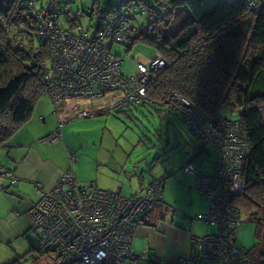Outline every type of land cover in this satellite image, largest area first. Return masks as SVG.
<instances>
[{"label": "built area", "instance_id": "1", "mask_svg": "<svg viewBox=\"0 0 264 264\" xmlns=\"http://www.w3.org/2000/svg\"><path fill=\"white\" fill-rule=\"evenodd\" d=\"M84 12H71L67 2L21 0L20 8L32 16V28L18 24L7 29V41L28 50L38 42L46 52L40 63L43 93L49 98L58 122L48 141L61 139V130L72 119L96 117L104 111L107 117L130 104L148 102L146 86L150 76L165 66L160 52L149 58H136L135 72H120L122 59L112 53L114 44H123L130 36L146 30L136 23L131 3L137 0H97ZM153 5L158 0H141ZM248 9L259 13L264 0H244ZM105 8L104 12L97 9ZM149 7L141 4V16H149ZM67 12L68 19L59 16ZM93 14L83 28L80 18ZM26 47V48H25ZM117 92V99L110 97ZM171 103L176 117L191 132L196 143L183 152L177 170L194 176L192 189L206 197V209L197 218L215 228L213 233L189 235L188 253L176 259H161L147 249L134 251L132 238L145 214L162 201L164 178L145 185L140 194L127 196L121 187L105 190L93 181L80 182L72 166L64 171L48 190L38 189V199L27 209L31 234H37L34 252L52 256V264H253L243 248L236 246L234 236L244 222V212L234 202L243 190L242 172L247 156V141L242 131L240 109L234 113L219 112L207 116L195 104L177 92ZM108 97L103 110H78L72 118L66 100L95 101ZM63 117V119H60ZM210 148L219 154L210 174L193 165L200 153ZM175 169L169 174L172 175ZM0 175L7 173L0 167ZM10 183L16 177H8ZM4 185H0V190Z\"/></svg>", "mask_w": 264, "mask_h": 264}, {"label": "trees", "instance_id": "2", "mask_svg": "<svg viewBox=\"0 0 264 264\" xmlns=\"http://www.w3.org/2000/svg\"><path fill=\"white\" fill-rule=\"evenodd\" d=\"M20 1L0 0V146L31 118L44 95L39 67L47 57L44 48L13 47L5 35L9 24L32 22L18 8ZM55 1L67 2L71 12L99 7L97 0L83 8H72V0ZM141 4L149 7L148 17L140 15ZM134 5L135 21L146 30L127 40L153 47L165 60L150 76L148 102L140 106L176 116L171 103L177 92L210 117L239 108L247 156L243 190L233 202L264 227V7L254 13L244 0H158L153 5L137 0ZM68 17L64 12L59 19ZM31 244L34 251L36 240ZM252 250L245 251L253 264H264V250Z\"/></svg>", "mask_w": 264, "mask_h": 264}, {"label": "crops", "instance_id": "3", "mask_svg": "<svg viewBox=\"0 0 264 264\" xmlns=\"http://www.w3.org/2000/svg\"><path fill=\"white\" fill-rule=\"evenodd\" d=\"M64 103L69 105L68 112H73L81 101L76 103L66 100ZM57 122L58 116L44 94L31 118L0 146V167L7 173L6 177L0 175V185H4V189L0 190V246L11 245L18 238L31 234V219L27 209L38 199L37 190L50 189L58 177L70 168V150L66 144L61 139L52 142L47 140L56 129ZM201 157L197 156L194 160ZM82 159L78 160L79 166L84 165ZM215 162L209 166L199 162L196 168L208 175ZM76 163L75 157L72 169ZM137 168L133 167L132 171L126 168V177L112 169H109L106 177L96 176L88 170L79 171L80 174L77 173L75 177L80 182L91 180L105 190L121 187L127 196H136L145 185L158 180L154 178L144 181L140 176L133 183L131 177L135 178L133 170ZM177 168L167 183L171 191V196L166 198L167 203L155 205L137 225L131 243L134 251L147 249L156 257L173 260L188 253L190 234L201 236L215 231L213 226L197 218L206 209L208 201L192 189L194 176ZM10 175L16 177V182H9ZM175 207L186 211L187 215L181 219Z\"/></svg>", "mask_w": 264, "mask_h": 264}, {"label": "rangeland", "instance_id": "4", "mask_svg": "<svg viewBox=\"0 0 264 264\" xmlns=\"http://www.w3.org/2000/svg\"><path fill=\"white\" fill-rule=\"evenodd\" d=\"M36 1L39 5L43 0ZM72 1V8H83L90 6L92 0ZM134 4L131 3L130 6L133 11H137L138 7ZM18 8L20 7L18 6ZM20 9L32 18L27 10ZM61 21L63 23V19ZM142 21L145 25L149 22L146 18ZM80 22L83 28H86L89 24L88 17H82ZM18 24H23L26 29H30L33 22L30 25L25 22L9 24L4 29L5 35H7L8 28ZM35 46H38V42L35 43ZM111 51L122 59L120 72L123 75L135 72L134 60L136 58H149L155 52L154 48L149 45L141 42L132 43L130 40H126L123 44H114ZM119 96L120 94L117 92L110 94L113 99H117ZM107 101L108 97L95 101L82 100L79 107L73 112H68L69 105L66 104L59 105V109L66 106L67 113L74 118L78 110H103ZM61 140L77 159V163L73 167L75 175L80 174L79 171L88 170L96 176L106 177L109 169H112L115 173H121L126 177L125 169L132 171L133 167L137 166V170H133L135 178L131 177L133 183H136L140 176L144 181L164 178L162 191L164 200L155 205L162 202L167 203L166 198L171 196L167 183L174 176L169 173L177 168L183 152L196 143L194 136L176 118L174 113L167 111L158 113L148 105L140 106L139 104H130L121 111L114 112L112 117H107L102 111L96 117L72 119L61 130ZM200 155L202 160H194L195 167H198L199 162L209 166L219 158V154L210 148L198 156ZM81 157L84 165L79 166L78 160ZM176 210L179 211L178 215L181 219L187 215L184 210L179 208ZM36 239L37 234L29 233L25 237L18 238L11 245L0 246V264H52V256H39L32 251L31 242ZM234 242L236 246L250 252L256 246L264 250V227L251 221L244 213V222L236 231ZM139 264L153 263L140 261Z\"/></svg>", "mask_w": 264, "mask_h": 264}, {"label": "bare ground", "instance_id": "5", "mask_svg": "<svg viewBox=\"0 0 264 264\" xmlns=\"http://www.w3.org/2000/svg\"><path fill=\"white\" fill-rule=\"evenodd\" d=\"M53 258V257H52Z\"/></svg>", "mask_w": 264, "mask_h": 264}]
</instances>
